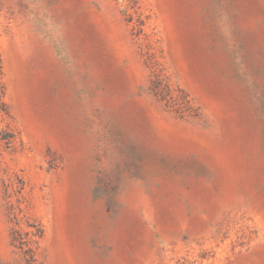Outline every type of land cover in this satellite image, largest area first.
Segmentation results:
<instances>
[{"label":"rangeland","instance_id":"1","mask_svg":"<svg viewBox=\"0 0 264 264\" xmlns=\"http://www.w3.org/2000/svg\"><path fill=\"white\" fill-rule=\"evenodd\" d=\"M0 264H264V0H0Z\"/></svg>","mask_w":264,"mask_h":264}]
</instances>
